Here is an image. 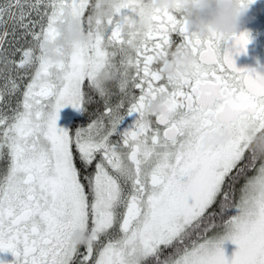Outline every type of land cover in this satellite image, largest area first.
<instances>
[{"label": "snow or ice", "instance_id": "snow-or-ice-1", "mask_svg": "<svg viewBox=\"0 0 264 264\" xmlns=\"http://www.w3.org/2000/svg\"><path fill=\"white\" fill-rule=\"evenodd\" d=\"M93 2L36 0L28 8L39 20L28 23L20 0L18 15L11 3L0 8L36 44L19 65L34 73L22 91L12 82L21 98L0 115V252H11L13 264H264V161L257 168L251 150L240 166L264 133V66L234 59L249 34L202 38L178 10L153 9L150 0H120L101 25L89 20ZM66 11L90 40L49 58L44 44L59 38ZM185 48L190 73L162 77L163 63ZM102 73L119 80L114 106ZM86 85L104 112L75 131L58 127L63 108L86 112ZM156 100L166 114L146 112ZM220 128L229 138L205 146ZM247 170L256 174L237 199ZM77 231L90 236L84 252L71 241Z\"/></svg>", "mask_w": 264, "mask_h": 264}, {"label": "clouds", "instance_id": "clouds-1", "mask_svg": "<svg viewBox=\"0 0 264 264\" xmlns=\"http://www.w3.org/2000/svg\"><path fill=\"white\" fill-rule=\"evenodd\" d=\"M252 4H242L241 0H150L149 6L153 9H167L170 12L178 10L184 19L185 28L189 32L206 38L214 33L231 36L247 32L243 29L253 19L249 16ZM119 6L120 0H94L89 20L93 23L99 21L103 25ZM59 31L58 39L44 44V53L49 58H55L58 50L67 51L70 50V45L83 44L90 40L89 34L82 30L80 21L74 18L70 11L65 12L64 22ZM249 38L251 42L250 34ZM191 61L192 57L187 48L174 51L160 67V75L173 79L187 76L191 71ZM108 79L111 77L107 73L101 74V83ZM146 112L151 116L166 114L164 101H150ZM229 135L227 128H220L216 133L205 137L203 143L205 146L223 143ZM250 149L264 158V133L253 136ZM71 241L79 248L90 242V236L85 232L77 231L72 234Z\"/></svg>", "mask_w": 264, "mask_h": 264}, {"label": "flooded vegetation", "instance_id": "flooded-vegetation-1", "mask_svg": "<svg viewBox=\"0 0 264 264\" xmlns=\"http://www.w3.org/2000/svg\"><path fill=\"white\" fill-rule=\"evenodd\" d=\"M23 1L24 0H22V3ZM13 2L16 3L14 0H0V8H5L11 3L12 12L18 13L19 7L16 8L17 4ZM35 2L36 0H31L29 3L33 4ZM14 5L15 8L13 11ZM24 9L26 13L29 11L32 12L30 20H39V17L34 11L28 8V5H24ZM40 10L41 12L44 11L43 5H41ZM177 15H179V13ZM249 16L253 19L245 25L243 30L250 34L251 42L247 45L246 52L234 57L237 67L241 68H254L258 64L264 66V0H255L250 7ZM9 18L10 20L8 21ZM12 19L14 18L10 15H3L0 17V115H11V108H14L17 100L21 98L19 92H11L12 82L15 81L22 91L23 85L29 82L35 70L34 68L26 69L19 66L24 51L35 47L32 40L26 43L20 41L17 42L16 45L11 44L13 43V39L9 30L11 29L10 24ZM7 22H9L8 25ZM35 30H40L38 24ZM6 35L9 38H7L8 40L3 44V36L5 37ZM10 39L12 40L11 42ZM174 39L177 41L179 40V38L175 36ZM103 84L110 93L108 97L109 104L110 106H114L121 99V94L118 90L119 80L117 77H113L104 81ZM85 91L90 98L86 100L85 103L86 112H78L70 105L63 108L60 112V119L57 121L58 127L65 128L69 131H75L77 127H86L87 123L97 119L100 117L101 113L104 112L105 101L101 99L95 91L88 88L87 85L85 86ZM132 119V117L126 118L125 124L122 125V127H127V125L132 122ZM113 139H115V137ZM6 167L7 161L0 160V174L5 171ZM79 249L81 252L85 250L84 246H80ZM14 260L15 257H13L11 252H0V264H13Z\"/></svg>", "mask_w": 264, "mask_h": 264}, {"label": "rangeland", "instance_id": "rangeland-1", "mask_svg": "<svg viewBox=\"0 0 264 264\" xmlns=\"http://www.w3.org/2000/svg\"><path fill=\"white\" fill-rule=\"evenodd\" d=\"M14 1H16V0H14ZM29 2H31V0H24L23 3H22V0H20V4H22V5H28V4H30ZM13 3L16 4L15 2H13ZM18 7L19 6L17 5L16 8H18ZM14 8H15V5L13 6V11H14ZM18 13H19V11H18ZM18 13H16V14L18 15ZM31 13L32 12H30V11L28 13L25 12V23H28L30 21ZM9 20H10V18L8 19V21ZM8 23L9 22H7V25H8ZM10 28L11 29L9 31L11 32L12 39H13V43H11L12 45L13 44L16 45L17 42H20V41L22 43H26V42H29L30 40H32L34 47H36L35 41L33 40V38L30 35L25 34V30L20 26V23L18 20L12 19L11 24H10ZM7 38H9V37H7V35H6L5 40H4L5 42L3 41V44L6 43V41L8 40ZM11 41L12 40L10 39V42ZM97 248H99V246H97ZM224 249H225L226 256L231 258V256L236 251V245H234L230 241H228V242H225Z\"/></svg>", "mask_w": 264, "mask_h": 264}, {"label": "trees", "instance_id": "trees-1", "mask_svg": "<svg viewBox=\"0 0 264 264\" xmlns=\"http://www.w3.org/2000/svg\"><path fill=\"white\" fill-rule=\"evenodd\" d=\"M250 157H251V149H249V151L246 153L245 159L241 162L240 166L242 167V166L248 164ZM262 161H264V158H262V157L257 159L256 167H258ZM255 174H256L255 170H247L245 175L240 178L239 182L236 184V197H237V199L239 198V195H240V191H239L240 187H241V185H243L245 183L246 178H250ZM216 208L217 209L219 208V204H217ZM231 214H233V213L232 212L227 213V215H231ZM227 215H226V218H227ZM219 222H220V219H219V217H217V223H219ZM148 264H153V262L149 261Z\"/></svg>", "mask_w": 264, "mask_h": 264}]
</instances>
